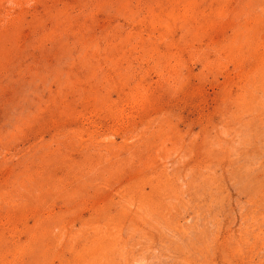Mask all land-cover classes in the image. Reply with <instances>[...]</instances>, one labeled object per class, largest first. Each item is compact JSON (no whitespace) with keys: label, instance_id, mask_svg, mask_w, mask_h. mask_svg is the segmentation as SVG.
I'll list each match as a JSON object with an SVG mask.
<instances>
[{"label":"rangeland","instance_id":"374dc122","mask_svg":"<svg viewBox=\"0 0 264 264\" xmlns=\"http://www.w3.org/2000/svg\"><path fill=\"white\" fill-rule=\"evenodd\" d=\"M0 264H264V0H0Z\"/></svg>","mask_w":264,"mask_h":264},{"label":"bare ground","instance_id":"6f19581e","mask_svg":"<svg viewBox=\"0 0 264 264\" xmlns=\"http://www.w3.org/2000/svg\"><path fill=\"white\" fill-rule=\"evenodd\" d=\"M240 145V144H239ZM56 188V187H55ZM127 241V240H126Z\"/></svg>","mask_w":264,"mask_h":264}]
</instances>
